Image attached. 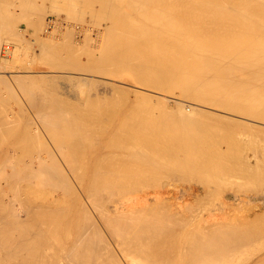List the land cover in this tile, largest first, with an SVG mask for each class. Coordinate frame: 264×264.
I'll return each mask as SVG.
<instances>
[{
	"label": "bare ground",
	"instance_id": "obj_1",
	"mask_svg": "<svg viewBox=\"0 0 264 264\" xmlns=\"http://www.w3.org/2000/svg\"><path fill=\"white\" fill-rule=\"evenodd\" d=\"M33 1L0 0V30H6L3 28L12 22L14 15L20 16L18 19H21V14L16 13L19 6L20 11L25 7L26 10L22 12L30 14L34 11L38 0H35V3ZM60 1L63 0L54 2L57 7ZM68 1L67 3L64 0L62 8H58L67 14L70 12L79 15L81 21L84 18L83 22L87 26L81 23V30L78 31L85 34L79 32L80 36L77 35L72 41L74 32L70 31L73 30H70L69 34L66 32L67 28L64 30L61 26L67 37L59 33L62 35V38H59L66 40L58 39L59 42L56 39L59 34L57 36V33L49 31L52 27L56 32L51 19L44 24L41 23L43 16H39L42 20L37 18V22L35 19L27 21L28 17L34 18V13L37 16L39 11L31 12L26 17L28 19L25 18L27 27L35 25L38 29L40 22L41 29L44 25L43 31L46 30L48 36L38 34L44 38H33H38L42 46V50L36 49L37 52L34 50L36 47H33V52L38 54L36 56H49L47 61L56 63L50 65L51 67L55 65L56 68L59 66V69H65L69 66L66 69L80 72V76L77 74L80 79L76 77V81L79 79L78 83L84 85L89 82L95 84V76L101 81L102 76L120 77L126 73L144 85L143 87L149 88V91L152 88L159 93L162 91V94H170L168 98L174 101L172 103L175 105L169 108L165 96L159 98L158 92H155L156 96L158 95L156 97L153 93L146 92L147 89L144 93L143 88H139L142 90L140 92L133 88L136 101L138 99L142 103L141 99H144V103L140 104L134 101L135 99H128L129 88L125 91L116 85L118 91H123L119 93L112 85V91L116 90L118 94L111 91L110 99L113 102H109V98L106 100L107 97H104V101L98 92L95 96L90 95L93 92L88 94L92 91L91 87L85 89L88 93L82 91L80 88L84 85L81 86V83L78 84V89L72 84L76 91L81 90L78 93L80 96L73 92L76 97H80H77L76 101L75 96L71 98L70 93L64 91L65 88L57 89L62 85L58 79L56 81L59 86L52 84L56 91L47 90L42 87L43 84H38L40 89L42 87L45 91L41 89V93H37L38 91H34L37 85L33 83H39L41 79L40 83L44 82V85L45 82L53 83L51 77L54 75L47 74V77L45 74L44 79V74L41 77L40 74L37 76V73H29L32 68L30 70L31 66L28 65L29 71L25 72L28 74H6L5 76H10L9 79L0 74V264H264L263 202L256 203L253 209L250 207L252 210L248 215L247 211L245 212L247 216L241 214L242 210H236L241 215L235 213L238 218L230 217L228 215L233 214L229 212L236 209V203L230 201H238L240 192L239 195H234L235 199L226 201L233 196L227 195L229 184H225L226 193L222 192L225 186H216L218 190L222 189L220 192L226 199L222 204L224 213L221 215L224 216L216 217L214 212L215 216L207 217L206 212H202L204 215L201 214L202 210H196L202 204L205 206L206 195L213 189L212 184L228 183L227 175L249 178V182L258 177L264 181V157L262 162L259 159V162L256 161L254 155L252 160L250 156L253 153L250 156L247 154L251 159L243 157L244 154L241 155L237 151L239 147L236 142L238 148L234 150L231 147L235 138L234 133L228 130L231 125H235V132H239L237 129L241 127L237 128V125L243 124L239 121L242 115L246 118L252 117L254 121H260L262 124L264 122V0ZM39 4L41 12H45L46 5L45 11L42 9L45 3ZM52 5L55 6L53 3ZM43 12L40 15L44 14ZM74 17L69 20L72 21ZM18 19L15 18L14 21L17 22ZM13 22L12 24H15ZM93 23L96 26L93 27L94 36L89 32L87 35L86 31L92 29ZM11 26L13 25L10 24L7 28H12ZM14 27L13 33L11 29L10 32L7 30L11 36L14 35V30L17 34L20 32ZM70 28L76 29L74 26ZM1 32V36H9L2 35L6 32ZM17 34L16 37L19 38ZM16 37L12 38L18 41L20 38L17 40ZM70 38L71 42L68 41ZM28 42V45L17 42L20 43L15 46L18 55L16 51V54L12 55L13 58L25 51L21 44L26 45L27 49L32 42L37 41ZM24 67L27 70L28 67ZM107 81L106 79L105 82ZM110 82L111 80V86ZM17 88L25 93L21 90V95L23 93L27 96L28 100L25 102H29V107L39 111L35 114L36 110L30 112V116L28 110L29 115L25 124L23 123L25 127L21 128L20 124L18 126L16 123L21 116L17 119L16 110L12 112L10 109L18 103L12 106L10 102L8 106V101L14 100L12 98L20 104L21 97H17ZM4 89L7 93L10 92L9 95ZM71 90L73 89L68 92ZM4 92L10 99L4 96ZM122 92L126 93L128 100L120 95ZM120 96L126 103L115 108L114 98L120 100ZM154 99L157 100V105L154 104ZM21 101L23 103L24 99ZM120 102L119 104H122L123 100ZM198 104L215 106L233 116L240 115L237 120L227 113V116L222 113L220 115L221 110L218 113L217 110L214 111L215 108L206 109ZM108 105H111L110 108ZM22 107L15 109L19 112L25 108ZM20 113L25 115L27 112ZM20 122L22 124V120ZM219 125H229V128H226L227 135L230 133L228 136L233 138H229L231 145L228 146L234 152L220 146L225 141L221 136L225 135L226 129H223L224 133L221 134L222 129L219 128L221 136H218L216 128ZM244 125H247L248 132L249 128L255 130L257 127L253 125L252 128L245 122ZM262 127L264 126L257 129L261 130ZM42 129L47 133L46 136ZM258 133L260 135V131ZM43 136H48V140L50 137L51 143L53 138L54 142L47 143ZM260 136L259 141L262 138ZM224 137L227 138L226 135ZM241 141L239 139L240 143ZM225 145L227 146L226 143ZM168 162L180 169L173 170ZM165 166L172 169L166 174H177L180 170L184 172L188 169L191 174L203 175L201 180L198 178L203 183L201 186L189 184L185 187L186 190H183L186 194L180 195L193 199L192 203L206 196L205 200H201L202 204L199 201L198 208L189 201L191 205L188 207L190 209H187L191 210L194 205L193 213L191 211L186 214L184 211L187 209H183L185 206L182 207L181 202L177 206L179 201L177 203L176 200L181 197L177 195L179 192H170L166 184L170 180L165 182L166 178H163ZM184 174L186 175V172ZM158 176L163 178L167 187L156 184L157 178L158 182L162 179ZM241 178L240 180L246 183L243 184L251 189L247 179ZM231 182L229 180L230 185H233L237 179L234 183ZM253 182L252 189L256 190L252 193L257 194V186L261 182H258L256 187ZM21 183L25 186L23 184L22 187ZM146 183L157 187L151 186V189ZM142 184H146L150 189L146 186L145 189ZM243 184L238 185V188L236 184L233 186L237 189L240 186L246 188ZM138 185L145 190L138 192ZM172 188L176 190L175 187ZM233 189L230 188V191ZM218 190H214L210 196H214ZM171 193L174 195H170ZM173 196L176 198L173 199ZM241 198L245 205L247 202L251 203V198ZM220 212L217 215H220Z\"/></svg>",
	"mask_w": 264,
	"mask_h": 264
},
{
	"label": "rangeland",
	"instance_id": "obj_2",
	"mask_svg": "<svg viewBox=\"0 0 264 264\" xmlns=\"http://www.w3.org/2000/svg\"><path fill=\"white\" fill-rule=\"evenodd\" d=\"M36 1H37V0H36ZM36 1L34 0L33 2L35 3ZM41 1H42V2H41ZM55 1H56V0H48V1L38 0V1H37L38 3L36 2L37 4L35 3V5H38L37 7L39 8V7H40V4H39V3H41V4H42V3H45L42 9H44V7H45V5H46V7H45L46 11H45V9H44L45 12H43V10H42V12H43L44 14H41V15H40V13H42L41 10H40L41 7H40L39 9H37V7L35 6L36 8H34V9H35L34 11L36 12V10H37V11H39V12H37V14H38L37 16H36L35 13L33 14V16L31 15V16L34 17V18L28 17V16L31 14V12L33 13L34 11H31L30 14H29V13L26 12V11H23V12H22V10H26V9H24L25 7H23L21 11H20V9H19L21 6H19V7L17 6L18 8L14 7V8H16L18 11H17L16 9H14V8H13V10H14V11L16 10V13L19 12L18 14H21V19H18V18H20V16L18 17L17 15H14V17L16 18V20L18 19V21H17V22L14 21V20H15V18H14V19L12 20V22L14 21L13 23H15V24H12V22L10 23L11 25H13V26H11L12 28L15 26L14 29L17 28L16 31H17V32L20 31L19 34H17V33L15 32V30H14V35H13V36L16 37V34H17V36H19V38H20V39H19L18 37H16L17 40L19 39L18 41H20L21 43L24 42L23 44H26V43H27L26 45L29 44L28 40H29L30 42L33 41V40H34L35 42H36V41L38 42V40H39L38 38H37V39H33V38H35V36H38L39 38H44V37H40L39 35H45V36H46V32H45L46 30L43 31L44 25H43V28L41 29V27H42V24H41V23L44 24L45 22H48V21L51 19L52 21H54V22H52V21L50 20V22L54 24V25H52V26L54 27V29L56 30V32L53 30L52 27L49 28V31L52 30L51 32H54V34L57 33V34H55V35H57V36H58L59 33H61L62 35L66 36V35L64 34V30H66V28H67L66 32H68V33H69L70 30H73V31H70V33H73V32H74L73 34H75V35L72 34L73 40H72V38H70V40H68V39H67V40H68L69 42H71V40L74 41V39L76 38V36L79 35V32H80V31H78V30H81L80 27H79V26L81 25V23H83V24H82L83 26H85V27L87 26V25L83 22L84 18H82L83 20L81 21V18L79 19V17H78L79 15H76V14L74 15V13L72 14V13L68 12V13L71 14L72 16H75V17L77 16V17H78V18H75V17H74L75 19L73 18L72 21L69 20L70 17H72V16L70 15V17H69V14H67V13H65L63 10H61V8H62V4L64 3V0H63V1H60V4H58V7H61V8H58V7H57V5H56L57 3H54ZM65 1H67V3L69 2L68 0H65ZM262 1H263V0H262ZM62 2H63V3H62ZM52 3L55 4L56 7H55L54 5H52ZM50 5H51V6H50ZM59 5H61V6H59ZM52 7H53V8H52ZM54 7H55L56 9H55ZM52 9H53L54 11H51ZM59 9H60V10H59ZM56 11H58V12H56ZM55 12H56V13H55ZM66 12H67V11H66ZM45 13H46V14H45ZM57 13H58V15H57ZM66 14H67V15H66ZM22 15H23V17H22ZM56 15H57V16H56ZM60 15H61V16H60ZM16 16H17V17H16ZM39 16H40V17L43 16V20H42ZM26 17H28L29 19L26 18ZM12 18H13V17H12ZM25 18L28 19L27 21H31V20L35 19L36 22H37V18H40L39 21L42 20L41 23H40V22L38 23V24H40V28H39L38 25H37L38 29H37L36 27H34L35 25H33V26H31V27H27V24H26L27 21H26ZM63 18H65V19H63ZM30 19H31V20H30ZM53 19H54V20H53ZM55 19H56V20H55ZM58 19H59V21H61L62 23L59 22V21H57ZM66 19H67V20H66ZM76 19H77V21L80 20L81 22H80V21H78L79 23H78V22H75ZM62 20H63L64 22H63ZM85 20H86V19H85ZM55 21H56V22H55ZM65 21H66V22H65ZM91 21H92V20H91ZM57 22H59V23H57ZM0 23H1V22H0ZM67 23H68V24H67ZM69 23H70L71 25H70ZM86 23L88 24V23H90V22H86ZM91 23H92V22H91ZM1 24H2V23H1ZM10 24H8V25L10 26ZM55 24H56L57 26H56ZM58 24H59V25H58ZM60 24H61V25H60ZM8 25H7V27H8ZM68 25H70V26H72V27L74 26V28H76V29L74 30L73 28H70V26H68ZM91 25H92V29H90V31H86V33H87V35H88V32H89L92 36H94V33H93V32H95V31H93V27H96V26L94 25V23L91 24ZM91 25H90V26H91ZM93 25H94V26H93ZM2 26H3V25H2ZM61 26H62V29H64V28H65V29L62 30V29L60 28ZM75 26H76V27H75ZM0 27H1V25H0ZM7 27L5 26V27L3 28L4 30L6 29L5 31H3L2 29L0 30V32L3 31V32H1V34L6 32V34H2V35H7V34H8V33H7V30H8V32H10V29H11V32L13 33L12 28H10V27L7 28ZM55 27H56L57 29H56ZM68 27H69L70 29H69ZM77 27H78V28H77ZM35 28H36V29H35ZM90 28H91V27H90ZM19 29H20V30H19ZM34 29H35V30H34ZM60 29H61V30H60ZM68 29H69V30H68ZM57 30H58V31H57ZM24 32H25V33H24ZM34 32H35V33H34ZM43 32H44V33H43ZM66 32H65V33H66ZM91 32H92V33H91ZM15 33H16V34H15ZM20 33H22L21 35H22L23 38L20 37ZM41 33H43V34H41ZM70 33H69V34H70ZM80 33H84V34H85V32H80ZM9 34H10V33H9ZM9 34H8V35H9ZM23 34H24V36H23ZM31 34H32V35H31ZM33 34H35V35L33 36ZM38 34H39V35H38ZM61 34H59L58 38H56L57 40H58V39L60 40V39L62 38V35H61ZM90 34H89V35H90ZM11 35H12V34H11ZM11 35H9L8 37L1 36V35H0V36H1V37H0V41H1V43H0V74H1V75L3 74V76H5L6 74H9L10 76H14V73H13V72H16L17 74L25 73V72H28V71H29V67H28V66H31V67H30V70H31V68H32V70L29 71V73H33V74L37 73L38 75H37V74H35V75H37V76H40V75H41V77H42V75L44 74V75H43V76H44V77H43L44 79H45V76H46L47 74H48L49 76H50L51 74H53L54 76H53V75H52V76L54 77V79H53V77H51L52 80H54L53 83H52V81H51V83L48 82V84H49V83L51 84L50 87H49L50 84L48 85L46 82H45V85H44V82H41V83H40V81H42V79L39 81V83H38V82L33 83V85L35 84V85L39 86V88H37V86H35L36 88L33 86V87H34V91H35V92L38 91L37 93H39V92L41 93V89L45 91V89L42 88V87L44 86V88L46 87L47 90L49 89V90H52V91H56L57 89H58V90H63V89L65 88L64 91L66 90L65 92H67L68 94H69V93L71 94V93L74 92L76 95L80 96L81 94L79 95L78 93H80L81 90L84 91L86 88H89V89H90V87H91V90H92L91 92L88 93V92L86 91L87 89L85 90V92H87L88 94H90V93L93 92V94H90V95H92V96H95L96 93L98 92V94H99L100 96H103V98H104V97H107L106 100L109 98L108 100H109V102H110V100H111L110 97L112 96L110 92L112 91V89H114V88H112V85H113V87H116V86H117V87H120V88L122 87L125 91L130 90V92H127V93H128L127 96H128V99H132V100H134V99L136 98V96H135L136 93H135V91H134V93H133V88H134V89L136 88V91H138V92L142 91V90H140V89H142V88L144 89L143 92L147 89L146 87H143L144 85H141L140 83L136 82V81L133 80L128 74L125 73V74H123V75L120 76V77H119V76H108V77H107V76H104V77L102 76L101 78H103V80H105V81H106V79H107V80H108L107 82H105V81H103V80L100 81V79H99V81H98V80H97L98 77H96V76H95L94 78H97V79H94V80H93V82L95 81V82H94L95 84H92V82H89V83H87L86 85H84L83 83L80 82V83L82 84L81 86H83V85H84V86H83V87L80 86L81 88H80V87H79V88H80L81 90L79 89V90H78L79 92H78V91L75 90V88L77 87L76 89H78V86H79L78 84H80V83H78V82H79V79H80V78H79V76H80V75H79L80 72L75 71V70H72V69H66V68H68L69 66L65 67V69H63L64 67H63V68L60 67V69H59V66L56 68V67H54V66L56 65V63H54V62L52 63L51 61H47V60H48L47 57L49 58V56H46V57H42V55L36 56V55H38V54H36V52L42 48V46L40 45L39 42H38V43H37V42H36V43H33V42H32L33 44L31 43L30 46H29L30 49H28L29 47L26 49L27 46L21 44L22 46L25 47V51L23 52L24 54L22 53L23 55L20 54V55L18 56L19 58L22 56L19 60L17 59L18 57H17V58H16V57L13 58V56H14L16 53H17V55H18V51H17V50H16L17 52L15 51V48H17V47H15V46H18V44H20V43H17L18 41H16L15 38H12L13 36H11ZM67 35H68V34H67ZM64 36H63V38H66V37H67V36H66V37H64ZM79 36H80V35H79ZM2 37H3V38H2ZM24 37H25V38H24ZM46 37H48V36H46ZM59 37H61V38H59ZM70 37H71V36H70ZM86 37H87V36H86ZM1 38H2V39H1ZM21 38H22V40H21ZM26 38H27L28 40H27ZM3 39H4V40H3ZM31 39H32V40H31ZM52 39H53V38H52ZM56 39H53V40L56 41ZM86 39H87V38H86ZM25 40H27L26 43H25ZM59 40H58V41H59ZM61 40H64V39H61ZM64 41H66V40H64ZM68 41H67V42H68ZM59 42H60V41H59ZM61 42H62V41H61ZM10 44H11V46H10ZM33 45H34V46H33ZM39 45H40V46H39ZM4 46H6V47H4ZM38 46H39V47H38ZM13 47H14V48H13ZM24 47H23V50H24ZM33 47H36V48L34 49L35 51H36V49H37L36 52H33ZM37 47H38L39 49H38ZM40 47H41V48H40ZM8 48H9V52H8ZM10 48H12V49L10 50ZM31 48H32V49H31ZM13 49H14V50H13ZM12 50H13L14 52H12ZM41 50H42V49H41ZM5 51H7V53H6ZM15 52H16V53H15ZM25 52L27 53V55H26ZM29 53H30V54H29ZM33 53H35V55H34ZM5 54H6V55H5ZM12 55H13V56H12ZM32 56H33L34 58H33ZM29 57H30V58H29ZM36 57H37V58H36ZM22 58H23V59H22ZM44 58H46V60H45ZM11 59H13V60H17V61H11ZM1 60H2V61H1ZM5 60H6V61H5ZM49 60H50V59H49ZM25 61H26V62H25ZM45 61H46V62H45ZM20 62H23V63H20ZM4 63H5V65H4ZM27 63H28V64H27ZM47 63H48V64H47ZM50 63H51V64H50ZM25 64H26V65H25ZM52 64H55V65H53V66L51 67L50 65H52ZM27 65H28V66H27ZM18 66H19V67H18ZM20 66H21V67H20ZM24 66L28 67L27 70H26V68H25ZM5 67H6V68H5ZM19 68H20V69H19ZM21 68H22L23 70H22ZM58 69H59L60 71H59ZM17 70H18V71H17ZM33 70H34V71H33ZM66 70H67V71H66ZM71 70H72V71H71ZM3 71H4V72H3ZM69 71H70V72H69ZM73 71H74V72H73ZM42 72H43V73H42ZM55 72H56V73H55ZM76 72H77V73H76ZM16 73H15V75H17ZM62 73H63V74H62ZM67 73L69 74V76H68ZM75 73H76V74H75ZM12 74H13V75H12ZM25 74H28V73H25ZM39 74H40V75H39ZM45 74H46V75H45ZM66 74H67V76H66ZM77 74H78L79 76H78ZM9 75H8V76H5V77L9 79V77H10ZM30 75H31V74H30ZM48 75H47V77H48ZM60 75H61V76H60ZM74 75H75V77H74ZM56 76H57V78H55ZM47 77H46V78H47ZM59 77H60V78H59ZM63 77H64V78H63ZM76 77L79 78V79H77V81H76ZM49 78H50V77H49ZM62 78H63V79H62ZM65 78H66V79H65ZM92 78H93V77H92ZM99 78H100V77H99ZM104 78H105V79H104ZM57 79H58V80H57ZM73 79H74V80H73ZM50 80H51V79H47V81H50ZM56 80L59 81V83H61L62 85H60L59 83L57 84V81H56ZM110 80H111V82H112V84H111V82H110L111 86L109 85V81H110ZM112 80H113V81H112ZM114 80H116V81H114ZM43 81H46V80H43ZM80 81H81V80H80ZM64 82H65V83H64ZM71 82H72V83H71ZM73 82H74V83H73ZM76 82H77V84H76ZM98 82H99V83H98ZM104 82H105V83H104ZM36 83H37V84H36ZM63 83H64V84H63ZM66 83H68L69 86H68ZM90 83H91V84H90ZM38 84H41V85L43 84L42 87H41V89H40V85H38ZM46 84H47V85H46ZM52 84H54V85L57 84L56 87L59 86V85H60L61 87L59 86V87H57V89H56V88H52V87H54V85L52 86ZM72 84H75L76 87H75V88H72V87H73ZM105 84H106V85H105ZM13 85H15V84H13ZM66 85H67V86H66ZM71 85H72V86H71ZM89 85H90V86H89ZM91 85H92V86L95 85V86H93V88H92ZM115 85H116V86H115ZM128 85H129V86H128ZM132 85H133V86H132ZM135 85H136V87H135ZM30 86H31V85H30ZM64 86H65V87H64ZM87 86H89V87H87ZM14 87L16 88V86H14ZM66 87H69V89H73V90H71V92H68L69 89L67 88V89H68V90H67ZM96 87H97V91H95V88H96ZM117 87H116V90L118 91V88H117ZM124 87H126V89H125ZM31 88H32V86H31ZM59 88H62V89H59ZM83 88H84V89H83ZM120 88H119V89H120ZM128 88H129V89H128ZM139 88H140V89H139ZM17 89H19V90L17 91V90L14 89L15 92L17 91V92H16V94L18 95L17 97H18V98L21 97V100H22V98L24 99L23 103H22V101H21L20 99H18V100H20V104L22 103V105L19 104V101L16 102V101H15V100H16L15 98H12V99H14V100H11V99L7 96V95H9L10 92L7 93V92H6V91H7L6 89H4V91L6 92L7 95H5V92H4V96H6V98H9V99L11 100V101H10V100L8 99V100H9V101H8V106H9V103H10V102H11L10 105H12V104H13V105H14V104L16 105V104L18 103L16 106H13V105H12L13 107H12V108L10 107V109H12V110H11L12 112L16 110V111H15L16 114H15V112H14V114L16 115V118H17V119H19V116L22 117V118L20 117V119L16 121L17 125L20 124V128H21V127H23V126L25 127V125H24L25 123H24V122H25V119H26V118L28 117V115H29V114H28V110H30V111H29V113H30V112H32V111H34V110H36V109H35V108L33 109V108H30V107H29V104H28L29 102H25V101L28 100V99H26L27 96L24 95L25 93L23 92L22 89H21L22 91L20 90V88H17ZM127 89H128V90H127ZM137 89H139V90H137ZM39 90H40V91H39ZM47 90H46V91H47ZM74 90H75L77 93H76ZM116 90H115V92H114V90L112 91V92H114L113 94H115V93L117 92ZM19 91H21V92L24 93V94L22 93L23 97H22V95L20 94L21 92H19ZM94 91H95V92H94ZM120 91H123V90L121 89V90H119L118 92L121 93ZM148 91H149V88L146 90V92H148ZM151 91H153V92H151ZM18 92H19V93H18ZM42 92H43V91H42ZM118 92H117V94H118ZM149 92H150V94L153 93L152 95H155V96H156V93L158 92V90L156 91V90H154V89L151 88V90H150ZM155 92H156V93H155ZM74 93H73L72 95L69 94V96H71V98H73V96H75ZM94 93H95V94H94ZM106 93H107V94H106ZM144 93H145V92H144ZM160 93L162 94V91H160ZM160 93H159V92L157 93L158 95H160L159 98H161V96H162V97L165 96V98H166L167 101L169 102V103L167 102V106H168L169 108H171V107L173 108V106L175 105V103H172V102H174V101H170V100H169V98H170L169 95H170V94L167 95V94H164L165 92H163V94L161 95ZM19 94H20V95H19ZM117 94H116V95H117ZM122 94H124V93L122 92ZM122 94H120L122 97H125V98L127 97V96H126V93L124 94L125 96L122 95ZM148 94H149V93H148ZM158 95H157V96H158ZM19 96H20V97H19ZM69 96H68V97H69ZM78 96H77V97H78ZM113 96H115V95H113ZM121 96H120V100H119V99H118V100H119V102H120V101L122 102V100H123L122 104H119L118 100H116L117 97L114 98L115 101H116V104H115V103H112L113 101L111 100V101H112L111 103H112V104H115V108H117V107H119V106H121V105L123 106V104L126 103V102L124 103L125 100H124V98L122 99ZM157 96H156V97H157ZM168 96H169V98H168ZM177 96H178V95H177ZM65 97H67V96H65ZM77 97H76V96L74 97V99H76V101H78V99L80 98V97H78V99H77ZM118 97H119V96H118ZM131 97H132V98H131ZM69 98H70V97H69ZM71 98H70V99H71ZM165 98H164V99H165ZM67 99H68V98H67ZM74 99H73V101L75 102ZM114 99H113V100H114ZM128 99L126 98V100H128ZM154 100H155V101H154ZM154 100H153L154 104L157 105V102H156L157 100H156V99H154ZM13 101H15V103H14ZM70 101H72V100H70ZM104 101H105V98H104ZM134 101H136V99H135ZM137 101L139 102L138 99H137ZM137 101H136V102H137ZM143 101H144V99H143V100L141 99V102H142V103H140V102H139V103H140V104H143V103H144ZM165 101H166V100H165ZM195 101H197V100H195ZM107 102H108V101H107ZM109 102H108V104H110ZM121 102H120V103H121ZM158 103H159V102H158ZM105 104H107V103H105ZM117 104H118V106H117ZM19 105H20V106H19ZM27 105H28V106H27ZM172 105H173V106H172ZM8 106H7V108H8V110H10ZM18 106H19V107H18ZM22 106L25 107V108H27V109L25 110V108H23ZM108 106H109V108H110L111 105H108ZM122 106H121V107H122ZM198 106H200V105L198 104ZM201 106H203V105H201ZM201 106H200V107H201ZM209 106H210V105H209ZM209 106H207L208 108H207L206 106H203L202 108H206V109L212 108V110L215 108L214 111L217 110L218 113H219V111L221 110V112L219 113L220 115H221V113H222V114H225V115H223V116H227V114H228V116L232 115V116H230V117H235L237 120H238V118H239V115H240V114H238L237 116H236V114H234V116H233V114H231V113H229V112H225L224 110L219 109V108H217V107H215V106H210V107H209ZM16 107H17V109H19V108L22 107L24 110H23V109H22V110L20 109L19 112H17V109H15ZM28 107H29V108H28ZM7 108H6V109H7ZM111 108H112V107H111ZM216 108H217V109H216ZM21 111H23V112H24V111L27 112V113H25L26 117H24L25 115H24L23 113H20ZM111 111H112V110H111ZM222 111H223V112H222ZM35 112H39V111H38V110L34 111V114H35ZM226 113H227V114H226ZM18 114H20V115H18ZM37 114H38V113H37ZM37 114H36V115H37ZM17 115H18V116H17ZM22 115H24V116H22ZM38 115H39V114H38ZM30 116H31V113H30ZM23 117H24V119H23ZM240 118H241V119H239V121H240V122H243V124H242L243 126L240 125V124H238L239 126L237 125V128H238V127H241V128H240L241 131H240V129H237V131H239V132H235V131H236V129H235L236 126H235V125H233V127H232V125H231L230 129H228V128H229V125H228V126H227V125H221V126L219 125L218 128H216V130H218L219 128H221V129H222V130H221L222 133L219 131L220 129L218 130V133L220 132L221 134H223V133H224L223 129L225 130V129L228 127L227 129L229 130V132H230V133H231V132L234 133L233 136H234L235 139H236L235 136H237V133H239V134H238V138H237L238 141H237V139H236V140H235V139L232 140V144L235 145V142H236V144L238 145L239 150H237V149H236V150L239 152V154H241V155L244 154L243 157H246V156H247L246 159H248V158L251 159V158H252V160H253V155H254V159L257 158V159H255L256 161H258V159H259V161L262 162V160H263L262 157H264V154H263V153H264V148H263V147H264V145H263L264 143H260V144H259V142H263V141H264V138L262 137V134L264 133V127H262V129H263L262 132H261L262 129H261V130H260V129L258 130L257 128H258V127L260 128L261 126H264V122H263V124H262V122H260V121H257V120L254 121V119H253L252 117L250 118V117L247 116V118H246L245 115L240 116ZM243 118H244V120H243ZM246 119H247V120H246ZM252 119H253V120H252ZM21 120H22V124H21V122H20ZM251 120H252V121H251ZM18 121H19V123H18ZM247 121H248V122H247ZM244 122H245V124H248V125L252 126V128H253L255 125L257 126V127L255 126V127H256L255 130L257 129V131L255 132L256 135H255V133H253V131H255L254 128H253V130H252L251 128H249V126H248V128H249V132H248L247 125L245 126V125H244ZM23 123H24V124H23ZM251 123H252V124H251ZM253 123H254V124H253ZM255 123H256V124H255ZM258 123H259V124H258ZM253 125H254V126H253ZM18 126H19V125H18ZM234 126H235V127H234ZM224 127H225V128H224ZM243 127H244V128H243ZM245 128H246V129H245ZM227 129H226V133H224V134L227 136V138L224 137L225 135L221 136L220 133L218 134V136H221V138H224V140H225V141H223L224 143H222V144L220 143V144H221L220 146H221V147L225 146V148L227 147V149H231V148H229V146L231 145V139L233 138V136H231V137L228 136V135H231L230 133L227 135V132H228ZM232 129H233V130H232ZM42 130H43V129H42ZM246 130H247V131H246ZM251 130H252V131H251ZM45 131H46V130H45ZM245 131H246L247 133H246ZM258 131H260V135H261V136L259 135ZM250 132H252V133L250 134ZM43 133H44V135L46 136L47 133L45 134L44 130H43ZM261 133H262V134H261ZM48 134H49V133H48ZM249 134H250V135H249ZM42 135H43V134H42ZM239 135H240V136H239ZM245 135H247V136H245ZM248 135H249V136H248ZM48 136H50V135H48ZM48 136H47V138L44 137V136H43L44 138H43V137H42V138L44 139V141H46V142L48 141L47 143L52 144V143L54 142V140H53V138H51L52 141H53V142L51 143V140H50V137H51V136H50V137H49L50 142H49V140H48ZM243 136L248 137V138H245V137H244V138H245V139H244ZM251 136H252V139H251ZM253 136H254V137H253ZM259 136L262 137L263 140H262V138H261L260 141H259V138H258ZM263 136H264V134H263ZM45 138H46V139H45ZM225 138L228 139V140H230V141H229V142L226 141ZM229 138H231V139H229ZM239 139H240V141L242 140L241 143L239 142ZM243 139H244V140H243ZM249 139H251V140H249ZM254 139H256V140H254ZM261 140H262V141H261ZM257 141H258V142H257ZM55 142H56V141H55ZM227 142H228L229 144H228ZM238 142H239V143H238ZM250 142H251V144H250ZM225 143L227 144V146L225 145ZM242 143H244V145H243ZM246 143H247V145H246ZM253 143H254V144H253ZM239 144H240V145H239ZM48 145H49V144H48ZM54 145H55V144H54ZM54 145H51V146L53 147ZM228 145H229V146H228ZM234 145H231V147L235 150V148H238V147H236L237 145H235V146H234ZM250 145H251V146H250ZM257 145H258V147H257ZM233 146H234V147H233ZM245 146H246V147H245ZM253 146H255L257 150H256L255 147H253ZM54 147H55V146H54ZM54 147H53V148H54ZM243 147H244V148H243ZM251 147H252V148H251ZM261 147H262V148H261ZM225 148H224V149H225ZM248 148H249L250 150H249ZM253 148H254V149H253ZM248 150H249V153H248ZM231 151H233V150L231 149ZM237 151H236V152H237ZM241 151H242V152H241ZM246 151H247V152H246ZM253 151H255V152H253ZM256 151H258L259 153L257 152V154H256ZM233 152H234V151H233ZM238 152H237V154H238ZM240 152H241V153H240ZM252 153H253V154H252ZM245 154H246V155H245ZM247 154H249V156L252 154V155L250 156L251 158L248 157ZM258 154H259V155H258ZM256 155H257V156H256ZM259 161H258V162H259ZM263 161H264V160H263ZM171 163H172V162H170V163L168 162L167 164H169V166H171V165H170ZM167 164H166V165H167ZM174 166H175V165H174ZM167 168H168V166H167ZM167 168H166V166H165V171H164L165 174H163V175H165V177L163 176V178H164V179H165V178L167 179V180L165 179V182L170 180V182H169V183L167 182L166 184H167V186L169 187L170 192H171L172 190H173L172 192H174V193H175V192H179V194L176 193V194L178 195V197H179L180 195L182 196L183 194H186V191H183V190H184V189L186 190L185 187H188L189 184H190V185H196V186H201V185L203 184V183L200 181L201 178H202L201 176H203V175H199V174H198V175H199V176H198V175H196V174H191V172H189L190 170L185 169L184 172H180V171H181V170H180L179 172H177V174L174 172L176 175H175L174 173H173V174L170 173V174H172V175H170V174L168 173L169 176L172 177V178H170L169 176H166V175H168V174H166V172L171 171L173 168H175V170H177L178 168L176 169V167H173V165L171 166L172 169H171L170 167H169V169H167ZM163 169H164V166H163ZM179 169H180V168H179ZM179 169H178V170H179ZM173 170H174V169H173ZM185 172H186V175H189V176H191V177L194 176V177L190 178L189 176H186V175L184 174ZM187 172H189L190 174L187 173ZM182 173H183V174H182ZM181 175H183V177H182ZM195 175H196V176H195ZM222 175H223V174H222ZM225 175H227V174H225ZM232 175H234V174H232ZM232 175H230V176L227 175L228 177L226 178V180L228 181V183H225V182H224V184H223V183L215 184V185L212 184L213 186H212V185H211V186H212L213 189H212L211 192H209V193L206 195L207 198H206V196H205V197H203V198L201 197L200 200L198 199V200L200 201V203H201L203 200H205L204 198H206V200H205V206L201 203L203 206L200 205V207H199V206H198V205H199V201H198V200H197L198 202H193V203H192L191 201H193V199H188L186 196H183V197L180 196V197L183 198V199H185L187 202H186L185 200L181 199V198H177L178 200H176V202L178 203V201H179V203L177 204V206H179L181 203H183V206H182V207L185 206V208H183V209H187V208L189 207V205H191V204L189 203V201H190L192 204L196 205V208L199 207L198 209H196L197 211H201V210H202V211H201V214H204V213L206 212L207 214H206V215L204 214V215L207 216V217H208L209 215L215 216V213H216V217H217V216H224V214L221 215V213H224V212H223V210H224V209H223V206H224V205L222 206V204L224 203V201H225L226 199L224 198V194H222V192H223V193H226V190H227V188H228V190H227V195H230V196H233V197L227 198V199H229V200H226V201H230V199H231V200H232V199H235L234 195H239L238 192H240V195H239V198H240V199H239L238 201H236V199L230 201V202H233V201H234V203H236V204H235V208H236V209H233L231 212H229V213H231V214H233V215H230V214H229L228 216H230V217L232 216V217L238 218L239 216L237 217L236 215H238V213L240 214V212H238V211H236V210H239V211L242 210L243 213L241 212V214H245V216H247L248 213L250 212V210H252L253 208H255L257 204L262 203V202L264 203V197H263V196H264V192H263L264 181L261 180L262 178H260V177L257 178L258 180L253 178V181L255 180L254 182L252 181L254 187H256L255 185H258V182H261V183H259L261 186H260V185L257 186V192H258V193H257V194L254 193V194H253L252 192L255 191L256 188H255V189L253 188L254 190L252 189V182H249V181H251V179L249 180V178L247 179V178L242 177V178H244L245 180L247 179L246 182H247L248 186L251 184L250 186H251L252 191L249 192V190H251V189L245 185V184H246L245 182H243V181L240 180L241 177L239 178V176H237V175H234V176H232ZM173 176H174V177H173ZM158 177L162 178L161 176H158ZM185 177H186V178H185ZM188 177H189V178H188ZM225 177H226V176H224V178H225ZM229 177H231V178H233V179L231 180ZM236 177H237V178H236ZM163 178H162V179H159V182H158V178H157V183H156V180H154L155 182L153 181V183H154V184L156 183L157 185H158V183H159L158 186L161 185V187H162V185H163V186L165 185V187H167L166 184H165V182H164V180H163ZM198 178H200V180H199ZM205 178H206V176H205ZM228 178H229L230 182L233 181V183H234V181H236V179H237V182H238V180H239V181H240V184H238V185H241V183H242V184L245 183V184H243V185H245L246 188H243L244 186H242V187L240 186L239 189H237V188H238L237 182H235V183L233 184V185L236 184L235 186H237V188H235V186L230 185ZM242 178H241V179H242ZM168 179H169V180H168ZM203 179H204V178H203ZM203 179H202V180H203ZM222 179H223V176H222ZM234 179H235V180H234ZM259 179H260L261 181H259ZM160 180H161L162 182H164V183H162ZM189 180H190V181H189ZM226 180H225V181H226ZM242 180H243V179H242ZM245 180H244V181H245ZM248 180H249V181H248ZM199 181H200V182H199ZM227 181H226V182H227ZM262 181H263V182H262ZM160 182H161V183H160ZM151 183H152V182H151ZM151 183H146V184H149V185H147V186H150V188H151V186H152V188H153L154 186L157 187V185H154V184H153V185H150ZM255 183H256V184H255ZM23 184H24V183H21L20 185L22 186ZM146 184H142V186L145 187ZM168 184L172 185V187H175L176 190L174 191V188L170 187V185H168ZM222 184H223V185H222ZM225 184H227V186H228V184H229V186H231V187H229V186L227 187ZM231 184H232V182H231ZM140 185H141V184H140ZM140 185H138V190H139L138 192H143V191H144L145 189H147V188L150 189V188L147 187V186H146L147 188L145 187V189H144V188L141 189V188H140V187H141ZM217 185H219V186H225V189L221 187L223 190L220 189V190H222V192H220V190H218L217 187H216ZM24 186H25V184H24ZM24 186H22V187H24ZM139 186H140V187H139ZM214 186H215V187H214ZM219 186H218V188H219ZM226 187H227V188H226ZM232 187H233L234 189H233V191H230V188H232ZM152 188H151V189H152ZM170 188H172V189H170ZM242 188H243V189H242ZM247 188H248V189H247ZM260 188H262V189H260ZM167 189H168V188H167ZM235 189H237V191H236ZM177 190H178V191H177ZM214 190H216L215 192H217V190H218L219 192L216 193V194H214V196H212V197H213V199H212V197H211L210 195H212V194L214 193ZM224 190H225V191H224ZM231 190H232V189H231ZM234 190H235V191H234ZM238 190H239V191H238ZM240 190H241V191H240ZM242 190H243V191H242ZM261 190H262V191H261ZM246 191H247V192H246ZM259 191H260L261 193H259ZM174 193H171L170 195H174ZM211 193H212V194H211ZM235 193H236V194H235ZM217 194H218V195H217ZM220 194H221V195H220ZM244 194H245V195H244ZM177 195H176V196H177ZM241 195H242V196H241ZM217 196H219V197H217ZM222 196H223L224 199L222 198ZM208 197H210L211 199L209 198V200H208ZM215 197H216V198H215ZM241 197H243V198H251V200H252L253 202H252L251 200H250L249 202H251L252 204L247 202V204L245 205V201H244ZM255 197H256V198H255ZM174 198H176V197L173 196V199H174ZM186 198H187L188 200H187ZM217 198H218V199H217ZM195 199H196V198H194V201H196ZM222 199H223V201H222ZM201 200H202V201H201ZM215 201H216V202H215ZM235 201H236V202H235ZM242 201H243V202H242ZM180 202H181V203H180ZM207 202H208V204H207ZM217 202H218V203H217ZM186 203H187V204H186ZM203 203H204V202H203ZM210 203H211V204H210ZM253 203H254V204H253ZM256 203H257V204H256ZM184 204H186V205H188V206H186V205H184ZM214 204H215V205H214ZM194 205H192V207L190 206V207H191V210L188 211V209H190V208H188V209L185 210L184 212H186V214H189V213H191V211H192V213H193V212L195 211V209H194V211L192 210ZM206 205H208V207H209V205H210V207L208 208V207H206ZM220 205H221V206H220ZM236 205H237V206H236ZM250 205H251V206H250ZM253 205H255V206H253ZM175 206H176V204H175ZM177 206H176V207H177ZM197 206H198V207H197ZM233 207H234V206H233ZM233 207H232V208H233ZM247 207L249 208V211H248V208H247ZM250 207H251L252 209H251ZM263 207H264V206H263ZM263 207H262V212H264V208H263ZM204 208H205V209H204ZM181 209H182V208H181ZM246 209H247V210H246ZM244 210H245V211H244ZM187 211H188V212H187ZM203 211H204V213H202ZM220 211H221V212H220ZM233 211H234V213H233ZM246 211H247V215H246V213H245ZM210 212H211V214H210ZM214 212H215V213H214ZM219 212H220V215H217V214H219ZM251 212H252V211H251ZM235 213H236V215H235ZM241 214H240V215H241ZM245 216H242V217H245ZM242 217H240V218H242ZM0 251H1V249H0ZM1 256H2V255H0V257H1Z\"/></svg>",
	"mask_w": 264,
	"mask_h": 264
}]
</instances>
